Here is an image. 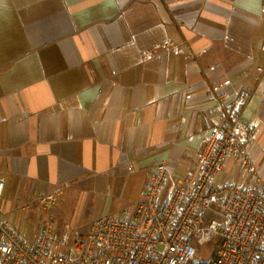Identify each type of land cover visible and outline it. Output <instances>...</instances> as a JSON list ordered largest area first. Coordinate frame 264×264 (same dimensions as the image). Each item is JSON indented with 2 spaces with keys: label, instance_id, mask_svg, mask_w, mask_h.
Instances as JSON below:
<instances>
[{
  "label": "crops",
  "instance_id": "obj_1",
  "mask_svg": "<svg viewBox=\"0 0 264 264\" xmlns=\"http://www.w3.org/2000/svg\"><path fill=\"white\" fill-rule=\"evenodd\" d=\"M166 40L208 51L143 59ZM263 42L264 0H0L3 218L32 245L46 212L31 204L57 190L58 226L121 217L157 165L196 166L221 125L217 97L248 87L243 120L258 129L248 148L264 180ZM228 182L258 187L232 156L214 186Z\"/></svg>",
  "mask_w": 264,
  "mask_h": 264
},
{
  "label": "built area",
  "instance_id": "obj_2",
  "mask_svg": "<svg viewBox=\"0 0 264 264\" xmlns=\"http://www.w3.org/2000/svg\"><path fill=\"white\" fill-rule=\"evenodd\" d=\"M261 49L264 53V42ZM207 51L196 53L166 40L142 56L150 60L172 52L194 60ZM259 71L264 73V66ZM254 92L248 87L230 102L218 96L212 110L221 114V125L204 135L196 166L177 175L160 163L144 182L138 203L121 217L94 221L86 233L70 224L58 226L50 215L61 190L31 204L46 212L32 245L3 218L0 205V264H264V180L248 148L258 129L243 120ZM231 156L257 188L214 186ZM5 186L1 178L0 202Z\"/></svg>",
  "mask_w": 264,
  "mask_h": 264
},
{
  "label": "rangeland",
  "instance_id": "obj_3",
  "mask_svg": "<svg viewBox=\"0 0 264 264\" xmlns=\"http://www.w3.org/2000/svg\"><path fill=\"white\" fill-rule=\"evenodd\" d=\"M130 206V205H129ZM128 207V206H127ZM2 209H3V207H2ZM80 211V209H78V212ZM18 213L19 212H15L14 213V215H15V218L16 217H18ZM30 213L31 212H20V218L23 220V219H27L28 221L30 220L29 218H28V216L30 215ZM80 221H81V223H76V224H79V225H75V231H77V232H79L80 234H83V233H85L86 232V230H87V222H89L88 220H86V218H85V216L84 217H82V216H80L79 218H78ZM64 220H68V221H72V219L71 218H69L68 217V215L64 218ZM71 225V224H70ZM23 229H25V231H26V228H30V230H34L35 229V224L34 225H32L31 227H30V223L27 225V223L26 222H23ZM25 227V228H24ZM22 236V235H21ZM23 236H26V235H23ZM22 236V237H23ZM24 238V237H23Z\"/></svg>",
  "mask_w": 264,
  "mask_h": 264
}]
</instances>
